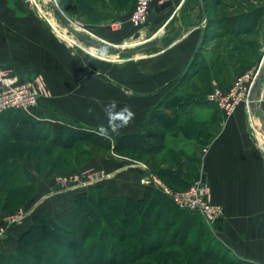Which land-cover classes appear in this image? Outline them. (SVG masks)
Masks as SVG:
<instances>
[{"label": "rangeland", "instance_id": "1", "mask_svg": "<svg viewBox=\"0 0 264 264\" xmlns=\"http://www.w3.org/2000/svg\"><path fill=\"white\" fill-rule=\"evenodd\" d=\"M30 2L34 8L32 9V12H34V10L38 12L39 19L42 21L43 18V22L46 29H49L51 32L50 36L44 34L41 37L34 39L39 40L40 44L41 42H44V46L46 48L54 47V48L71 49L69 50V52L65 51V53L60 51L61 53L60 56L63 61L50 63L49 65H51V68L47 67L45 71L49 70L55 73L54 74L52 72L51 74L52 76L50 78H53V81L57 83V86H60L62 83H64L66 86L65 88L66 92L70 91L75 94H81V97L74 98V101H70L71 99H69V97L61 100L59 98L57 101L50 100L47 94L51 93V89L48 85V80L45 78L44 74H42L44 68L39 66L37 63H33V61H31V63L28 65L27 63L28 60L26 59L28 57L25 55V50L26 49L28 50L29 48H25L24 46L18 45L17 48H14L16 52L17 50H19L17 52L18 54H16L14 58L16 63L10 62V65L8 63L4 67L0 66V68L14 70L17 73H19L22 77L27 79H32L33 81L39 83L42 86L44 91L39 96L38 104L36 107H38L40 102L43 101L46 104L52 105V108L56 110L64 109V111L72 115L82 117L83 119H85L83 121H91L93 124L97 125V128L88 126L87 122L85 124V122L81 123L78 120L72 119V121L68 123L69 126H76V127L79 126L77 131L74 130L72 132L70 131V127H67V129L61 127L62 123L60 121H52L49 119L41 120V122H45L42 123L41 125L44 126V128L40 127V130L43 131L40 132L37 130L36 134L41 135L40 138L42 136L45 137L44 135H48V139L41 138L40 141L36 143H31L30 147L32 149L40 148L39 151L43 150V148L49 149L50 148L49 143L58 144V142L68 143V145L70 144L69 145L70 147L65 146V147H58L56 149H52L50 151L49 156L42 157L39 160L34 159L35 156H39V155L35 154L34 156L33 155L34 153L30 152L31 151L30 148L29 150H27L28 152L25 151L23 156L16 157L18 158L17 160L18 164H20L17 165L16 168H12V167L4 168L5 165L3 166V164L11 162V159L9 158H11L10 156L12 155L11 153H8L5 149L0 148V172L2 171V173L3 172L6 173V177H8L7 179H9L11 182H14L13 184L23 185V186L26 185L32 188V190L34 189L31 194L22 197L24 199L22 203L18 204L17 202L12 201L11 204H9L7 207L3 206L5 192L0 191V229L6 226V230L4 233L5 237L4 236L0 237V261L6 259L4 264H21L20 260L14 258L17 247L19 245L18 238H20L25 232L30 230L33 217L35 215H38L40 213L50 212L52 216L57 217L64 212L70 211L71 207L72 209L74 207V204L65 205L64 207L59 205L58 204L59 201L63 202L64 204L66 201L65 199H63V197L57 195V199L55 200L52 199L48 201L47 199L45 202H42L40 209L31 218V211H30L31 207L29 201L34 197L36 193H38L39 184H37V179L40 182L43 181L42 178H44V180L52 178L57 182V187H59V189L61 188L73 189L74 188L73 185H75V189L77 188V190L83 192L90 191V189L94 185L100 183L105 185L104 191L106 192L107 185L105 181L110 178L105 177L103 175L106 174L115 175L119 170L118 166L121 167V165L123 166L125 164L126 166L135 167L137 168V170L141 171V173L143 174H141L140 183L143 186H148L153 188L154 191L150 196H136V197L124 196V195L121 196L134 197V198H152L153 196L155 195L158 196V194L162 193V192L161 193L155 192L156 188L153 185H146L145 183L143 184L141 181L144 177L148 175L149 172L166 181V179L161 177L158 173L150 170L148 164V162H151V165L153 164V162L160 163L162 160L161 157L163 156L164 153L167 152L166 149H162L161 152L154 155L157 158L156 160L155 159L154 161L148 160L149 154L142 153L140 147L136 149L131 147L129 148L125 147L127 145V143L125 142L126 139L119 142V144L123 145L121 146V148H116L114 146L115 145L114 140L109 138H102L99 135H97V129L101 124L107 126V117L104 112V107L110 101L115 100L118 102L117 110H119V108H122L123 106H129L131 110L135 113L134 120L125 128L132 129L134 126H139V127L142 126L143 128H145V131L143 132H146L151 128L155 129V131L157 132L162 131V134H164L167 140L174 139L175 144L179 146H183L187 150L190 149V146H188L189 144L187 142L191 141L190 140L191 138H189L191 137L190 133H189V137L187 136L188 134H183L181 132L166 133V129L168 128L171 129L175 126H180L181 125L180 121L182 120V118L180 114L177 116L174 115V117H170L169 119L165 115H161L158 109L161 107L162 103L165 102L162 101L158 104V106L157 105L153 106L155 112L157 113L150 112L152 108L151 107L152 103H150V99H148L147 96L149 95L150 89L153 88L155 85L149 86L150 81H147L143 78L141 79V82L144 83L146 81L148 85L145 87L138 86L136 90L139 91L134 90V87L136 88L133 82L135 74L139 70H141L142 65L146 66L150 63L149 56L155 51H147L135 55H124L115 52L112 49H109V50H104L103 53L99 54L98 49L83 44L78 39V37H76V35L73 34L69 28H67V26L64 24V22H62L59 15L55 11L51 0H31ZM58 2L62 7V9L65 11V13L71 19H73V21H77V22L79 21L82 24V25L79 24L73 25L75 29L83 32L87 36H91L97 39H103L106 40L107 42L120 45L123 48H136L137 46L142 44L141 42L145 40L146 41L157 40L163 38L164 34L166 35L167 30L165 28V25L168 23V21L165 23V25L162 24L161 26H158L157 24L152 22L154 21L152 20L151 23H149L148 21L139 28L131 24L129 18L133 10L134 4L136 3V0H133L132 3H130L127 8L120 7L118 8V10H114L113 12H116V14H114L113 17H109V15L111 14L109 10H112V7L108 5L104 7V9L107 10L105 11L106 13L96 18L93 16H89V15L83 16L80 14H75V16H72L70 12L71 9L73 10L75 8L76 4L73 3V1H65L64 4H61V0H58ZM218 2H220L218 5L213 4L211 2L207 4L208 5L207 13L209 16L208 20H211L213 23V25H210L212 28L207 30L206 36L208 39L204 43L205 47H203L204 51H207L206 48H211V51L207 53L205 59V63H207V65L204 67L203 72L201 74H198L194 79L195 81L194 87L193 85H189L190 87H187L186 85L181 87L180 86L181 83H179V86L176 87L178 90H176V92L174 93L175 95L173 97H171L170 95L171 98L169 100L171 102L169 103V106L172 107V109L177 110L178 113L179 112L181 113L182 110L184 111L185 110L184 107L186 106V104L189 103L187 100H185V96L188 95L189 93L195 92V94L198 95V98L195 99L196 101L204 98L205 102L212 103L207 99V96L210 94V92H213L215 88H220L223 92H228L232 87H234L237 80L240 77L244 76L247 72L253 71V74H256L259 68L258 69H255L256 67L251 68V65L249 64H242L238 67V69L235 68V63H234L235 60H230V55H232V52L235 53L236 48L246 50L247 53H245V56L254 57L255 60H257V62L260 60L262 62L264 61V56H261V49L264 48V36H262L261 26L258 27L257 30L255 29L253 30V28H249L246 30V28L249 26V23H247L246 21H244V19L241 18L238 22H236V15L240 14V12H242L243 10L245 11V9H253L255 15H257L258 13L260 14L261 11L263 10L262 6L264 1L263 0H219ZM232 3L237 4V6H240V8L239 7L237 9L231 8L229 4L231 5ZM219 17L228 21L226 22L228 24L225 26L224 21L219 22ZM261 23L262 20L260 24ZM126 29H127L126 37L121 36L123 31ZM39 32H41V30H39ZM216 32L223 34V36L217 38L212 37L213 33ZM137 34H140L138 38H136ZM6 39L12 42L14 45L13 38H6ZM253 41H254V45L249 46L248 43L252 44ZM161 49L162 48H159L158 50ZM20 51L22 53H19ZM239 51L237 52L238 55H239ZM28 53L29 56H31L32 58L33 53L31 48L29 49ZM35 55L36 54H34V56ZM99 55H104V59H98L97 56ZM214 56L216 57L222 56L224 59H226V61L220 62L219 60H217L215 62V60L212 59ZM41 58H42L41 62H44L43 59L44 60L47 59L44 53L41 54ZM237 58L239 57L237 56ZM209 62H212L213 66L216 65L219 66V63L220 65L223 63L224 67L222 66L223 70L220 74H217L215 73V70H212V72L210 73L211 77H213L212 81H210V83H205L206 73H208L207 66ZM234 71L236 73L235 75H233ZM63 72H65L64 73L65 76L62 74ZM144 75H147V73L141 74V76L143 77ZM228 75H232V76L230 78L228 77L227 80L226 78ZM223 79L226 80L223 81ZM250 81L251 80H249V83ZM56 91L60 92L59 90ZM144 93H146L147 95L146 94L144 95ZM242 104H240L234 110V112ZM191 107L197 108L198 105L193 104ZM89 109H92L91 114L89 113ZM16 112L21 113V111L18 110ZM14 113H5L4 115L5 122H2V124H0V138H4L2 137L3 132H7V134H10V137L14 136L15 134L16 135L21 134L22 131H20V129L18 128L20 127V124L23 125L28 124L31 126L32 124H35L32 121L29 120L25 121L22 118H18V116H15ZM46 116L48 118H52L48 115ZM163 121L166 122L167 124L166 126L168 128L167 127L159 128L161 127V125L159 124H161V122ZM175 121H177V125L174 124ZM12 123L15 124L11 125ZM16 124L18 125V127L17 126L14 127ZM249 124L252 132L256 134L257 130L255 128L254 122L250 120ZM200 128L202 127H197L193 131H197ZM208 128L212 129V127L207 126L205 130H208ZM52 129L55 131H52ZM62 129H65L67 131L63 132ZM260 132H261L260 136L264 137V133L261 129ZM85 136L87 139H83ZM112 136H114V138L115 137L118 138L113 134ZM159 137H160L159 135L154 137V135L152 134V136H150L149 138L147 137L148 139H145L141 142L135 139L127 140V142L140 144V146L144 147V149L152 148L153 146L155 148L163 144L162 138L161 141L159 142L158 140ZM8 138L9 137H6L4 141H7ZM206 141L207 139L202 142L206 143ZM42 143H44V145ZM4 148L7 149V147ZM59 155H60V159L58 160V162H55L57 161V156ZM106 156H114L116 159H118L120 163L114 165L115 169H113L114 167L108 168L106 167V165H102V162H108L107 159L105 158ZM25 162H28L30 164H28L27 166ZM52 162H54V164H52ZM35 164H39V166H36ZM31 179L33 180L32 181L33 183H30ZM83 180H85V182L88 181V183L80 184ZM197 181H201V179ZM184 183L185 181H182V185ZM2 184H4V182L0 181V187L2 186ZM79 185H83V186H79ZM172 187L174 188V186ZM189 187L190 186H188L187 188ZM187 188H181V189L174 188V189L186 190ZM80 193H77L75 199ZM162 196H164L163 193ZM45 198L46 197H43L42 201ZM163 202L167 203L165 200ZM159 204H162L161 201H159ZM28 212H29L28 217L23 224L22 223L9 224L10 216L13 215L19 216V215H23V213H28ZM154 212L156 213L155 210H153V213ZM194 212L195 213H193V211L190 212V211L173 208L168 217L174 223L172 229H174V227L176 228V226H178L179 224H182L181 227L183 226V228L191 227V230L186 229L184 231L186 234L189 232V234H187L189 235V239H188L189 242L194 243L198 238V240L201 242L200 246L202 247V250H205L206 248L207 249L206 252H210L213 255L214 254L218 255L217 264H243V263L255 264L243 259H239L238 256L232 253V251L229 250L226 246L220 244L219 240L215 235V229L218 227L217 226L218 221H215L214 223H209L206 217H204L202 214L199 213V215H201L199 216L198 214H196V211ZM51 215H49V217ZM117 224H118V229H121L122 226L119 223ZM127 226H128L127 227L128 230L135 229V225H127ZM160 230H155L154 233L158 234L159 236L163 235L164 231H160ZM155 236L156 235L151 236L149 238L148 236L145 237L148 238V240L156 241L158 239ZM185 236L186 235H184V237ZM109 240L110 239H107L108 242H110ZM128 242H131L134 245L136 239H129ZM62 248L64 249V247ZM131 248L132 246H129L128 250H131ZM29 249L34 250V247H29ZM106 250H107L106 252L109 253V255L112 253L110 247H107ZM36 252H38V250ZM127 253L129 255L130 251H128ZM189 256L191 255L189 254ZM51 257L52 256L50 254H45V255L35 254L31 257L30 264H46L47 261H49L50 264L70 263L69 258L67 259V261H65L64 259L65 257L67 258L66 254H62L61 258H56L55 260H53ZM60 259H62L63 261ZM94 260L95 259H89L88 261L85 262L86 264H88ZM173 260L177 262L175 264H186L185 262H180V260L183 261V257L174 258ZM106 261L107 259H105L103 262ZM94 263L97 264V261L95 260ZM71 264H74V261H71ZM192 264H194V262Z\"/></svg>", "mask_w": 264, "mask_h": 264}, {"label": "crops", "instance_id": "2", "mask_svg": "<svg viewBox=\"0 0 264 264\" xmlns=\"http://www.w3.org/2000/svg\"><path fill=\"white\" fill-rule=\"evenodd\" d=\"M30 1L0 0V66L4 67L8 63L10 65V62L16 63L14 58L19 50L16 52L14 48H17L18 45L31 48L32 58L29 56V49L25 50V55L28 57L26 58L27 63L29 65L33 61V63H37L44 68L42 74L48 80L51 89V93L47 94L50 100L57 101L59 98L61 100L69 97L70 101H74V98L81 97V94L66 92L64 83L57 86L53 78H50L53 71H45L47 67L51 68L50 63L63 61L60 51L65 53V51L69 52L71 49L46 48L44 42L40 44L39 40L34 39L44 34L50 36L51 32L46 29L43 18L42 21L39 19L38 12L35 10L32 12L34 8ZM206 3L205 0H174L172 7L167 8L155 17L152 22L158 26L165 25L168 21L165 25L166 35L164 34L163 38L160 39L163 41L164 47L150 54V63L146 66L142 65L141 70L135 74L133 82L136 88L134 87V90L139 91L136 90L138 86L145 87L148 85L146 81L142 83L141 79L144 78L150 81L149 86L155 85L150 89L147 96L150 103H152L151 107L158 106L163 101L166 104L162 103L158 109L161 115H165L168 119L174 117V115H181V125L171 129L166 126L168 128L166 133L181 132L188 134V137L190 133L191 137L189 138H191V141L187 142L190 149L187 150L185 147L175 144L174 139H166L167 145L182 150L187 156H197L201 178L205 174V187L210 197L225 207V216L217 222L218 227L215 229V235L220 244L226 246L239 259L255 264H264V137L260 136L261 132L256 120H254V125L257 128L256 134L250 128L249 121L251 117L248 102L243 103L233 114H226L215 104H212L213 102H205L204 98L196 101L198 95L192 92L185 96V100L189 103L186 104L185 110H182L181 113L169 106L171 102L169 99L175 95L179 83H181V87L185 85L187 87L193 85L194 87V79L199 74L194 71L196 68L200 69L201 64H204L202 69L207 65L205 59L211 48H206L207 51L203 50L204 43L207 41L206 30L209 22ZM159 4L160 2L155 0L153 9ZM261 29L262 36H264V14ZM184 32H187V34L181 40L170 45ZM126 33L127 29L123 31L121 36L126 37ZM6 38H13L14 45ZM238 51L239 55L237 54ZM245 51L238 48L235 53L232 52V55H230V60H235V68L242 64H249L251 68L256 67L255 69H258L264 61L260 60V63L254 57H244L242 54ZM42 53L47 57V59H43L44 62H41ZM34 54L36 55L34 56ZM261 56H264V48L261 49ZM212 59L215 62L217 60L220 62L226 61L222 56H214ZM209 65L213 70L215 69L212 62H209ZM64 73L62 74L64 75ZM142 73H147V75L143 77L141 76ZM259 99L260 114L264 118V82L259 93ZM193 104H197L198 107L192 108ZM35 108L29 112L21 111V114L32 116L40 122L49 119L68 124L74 119L81 123L85 122V124L87 122L88 126L97 128V125L91 121H83L85 119L82 117L72 115L64 109L56 110L52 108V105L43 101ZM152 108L150 112L157 113ZM46 115L52 118H48ZM184 122H188V125ZM207 126L212 127V129L205 130ZM197 127L202 128L193 131ZM143 131H145V128L142 126H134L132 129H120L113 135L118 137L128 133H142ZM206 139V143H203L202 141ZM105 158L108 162H102V165H106L108 168H113L115 164L120 163L114 156H106ZM25 164L28 166L30 163L25 162ZM118 169L113 177L105 181L107 185L106 192L109 195L135 197L152 195L154 189L140 183L141 174H143L141 171L125 164L121 167L118 166ZM42 179L43 181L40 182L37 179V184H39L38 193L29 201L31 218L40 209L41 203L47 199L48 201L55 200L59 195L66 202L64 204L59 201L58 204L64 207L65 205L74 204L77 193L83 192L77 190V188L75 189V187L73 189L60 187L61 189H59L54 179ZM43 197L46 198L42 201Z\"/></svg>", "mask_w": 264, "mask_h": 264}, {"label": "trees", "instance_id": "3", "mask_svg": "<svg viewBox=\"0 0 264 264\" xmlns=\"http://www.w3.org/2000/svg\"><path fill=\"white\" fill-rule=\"evenodd\" d=\"M65 1H73V3L76 4L75 8L73 10L71 9L70 13L72 16L80 14L96 18L106 13L105 11L107 10H105L104 7L108 5L112 7V10H109L111 13L109 17H113L114 14H116V12H113L114 10H118L120 7L127 8L133 0H61V4H64ZM205 1L207 2L206 12H208L207 4L209 2L216 5L220 3L218 2L219 0ZM229 6L233 9L240 8V6H237V4L234 3L231 5L229 4ZM262 9L261 13H258L257 15H255L253 9H245V11L243 10L240 14L236 15V22H238L240 18L244 19V21L249 23L250 26H246V30L249 28L257 30L258 27L261 26L260 22L264 14V6H262ZM220 21H224L225 26L228 24L226 23L228 21L219 17V22ZM210 25H213L211 20L208 22L207 30L212 28ZM219 34V32L213 33L212 37L217 38L223 36V34ZM248 44L249 46H252L254 45V41L252 44ZM236 49L238 50V48ZM245 53H247V51H245ZM245 53L242 54L244 57ZM203 66L204 64H201L200 69L196 68L194 72L201 74L203 72ZM222 66L224 67L223 63L221 65L219 63V66H214L215 73L220 74L223 70ZM207 68L208 73H206L205 83H210L213 78L210 75L213 68H211L210 65L207 66ZM235 74L234 71L233 75ZM231 76L232 75H228L226 79L228 80V77L230 78ZM226 79H223V81ZM5 113H14L18 118L35 123L32 124V126L28 124H20V127L16 124L14 127L17 126L20 131H22L21 134L18 135L15 134L10 137V134H7V132L2 133V137L4 138H0V148L5 149L12 155L10 156L11 158H9L11 159V162L5 163L3 166L5 165L4 168H16L17 165H20L18 164V158L16 157L23 156L25 151L31 148V143H36L40 141L41 138L48 139V135H44L45 137L42 136L40 138L41 135L36 134V131H43L40 130V127L44 128V126H41L42 123L32 116L21 114L15 110H9L2 113L0 115V124L5 122ZM163 122L159 124L161 125L159 128L166 127V122ZM184 123L188 125V122ZM13 124L15 123H12L11 125ZM174 124L177 125V121H175ZM61 127L65 129L70 127V131L72 132L74 130L77 131L79 128V126H69V124H62ZM65 129H62V131H67ZM52 131L55 130L52 129ZM152 134L154 137L159 135L160 137L158 140L160 142L162 138L163 144L155 148L153 146L152 148L144 149L140 144L127 142V140L131 139L139 140V142H141L148 139ZM6 137L9 138L7 141H4ZM83 139H87L86 136ZM109 139L115 141L114 146L116 148H121L123 145L119 144V142L126 139L125 142L127 145L124 144L126 145L125 147H131L134 149L140 147L142 153L149 154L148 160L153 161L154 159H157L154 155L161 152L162 149H166L167 152L161 157L162 160L160 163L153 162L151 165V162H148V164L150 170L165 178L170 185L174 186V188H187L195 181L201 179L197 156H187L182 150L168 147L167 140L164 134H162V131L157 132L155 129L151 128L146 132L128 133L120 135L118 138H114V136L111 135ZM42 144L44 145V143ZM49 145V149L43 148V150L40 151V148H31L30 152L34 153V156L35 154L39 155L35 156L34 159L39 160L42 157L49 156L52 149L65 146L70 147V144L68 145V143L59 142L58 144L49 143ZM4 147H7V149ZM59 159L60 155L57 156V161L55 162H58ZM52 164H54V162H52ZM35 165L39 166V164ZM7 178L6 173H2L1 171L0 181H3L4 184L0 187V191L5 192L4 207H7L12 201L17 202L18 204L22 203L24 200L22 197L31 194L34 190L26 185H15L13 184L14 182H11ZM32 181L33 180L31 179L30 183H33ZM182 181H185L184 184L187 185H182ZM104 188L105 185L99 183L94 185L90 191L78 194L74 201L73 209L62 213L57 217L52 216L50 212L35 215L30 230L18 238L19 245L14 258L20 260L21 264H30V259L35 254H50L53 260L61 258L62 254H66L67 258H64L65 261H67L68 258L70 259V263L66 262L67 264H71V261H74V264H86L85 261H88L89 259H95L97 264H175L177 262L173 259L178 257H183V261L180 260V262H185L186 264H192L193 262L194 264L218 263V255L206 252V248L205 250H202V247L200 246L201 242L198 238L194 243L189 242V235H187L189 232L186 234L184 231L186 229L191 230V227L183 228V226L181 227L182 224H179L176 228L174 227V229H172L174 223L168 217L173 208L190 212L192 210L182 209L169 197L165 195L162 196L161 191L158 189L155 191L161 193L158 194V196L155 195L152 198H134L111 196L104 191ZM162 197L168 204L163 202L164 200ZM159 201H161L162 204H159ZM153 210H155L156 213H153ZM193 213L195 212L193 211ZM196 214L199 215V212H196ZM49 215L51 216L49 217ZM117 223L122 226L121 229H118ZM127 225H135V229L128 230ZM155 230L164 231V234L159 236L154 233ZM154 235H156L155 237L158 240H148L149 237ZM184 235L186 236L184 237ZM145 236H148V238ZM107 239H110V242H108ZM129 239H136L134 245L131 242H128ZM129 246H132L131 250H128ZM29 247H34V250L29 249ZM62 247H64V249ZM107 247L111 248L112 253L110 255L106 252ZM37 250L38 252H36ZM128 251H130L129 255L127 253ZM189 254L191 256H189ZM105 259H107V261L103 262ZM95 260L88 264H95ZM5 261L6 259H3L0 261V264H4ZM46 264H50V262L47 261Z\"/></svg>", "mask_w": 264, "mask_h": 264}, {"label": "built area", "instance_id": "4", "mask_svg": "<svg viewBox=\"0 0 264 264\" xmlns=\"http://www.w3.org/2000/svg\"><path fill=\"white\" fill-rule=\"evenodd\" d=\"M154 1L155 0H136L129 18L132 25L139 28L148 22L149 16L153 11ZM158 1L163 3L165 0ZM76 23L82 25L79 21H76ZM256 74H253V71L247 72L237 80L234 87L228 92H223L220 88H215V90L210 92L207 96V99L225 113H233L240 104L248 102V95ZM249 80H251L250 83ZM43 91L42 86L32 79L22 77L14 70L0 68V115L9 110L31 111L37 106L38 98ZM251 120L254 122L253 119ZM103 176L111 178L113 175L106 174ZM141 182L146 185H153L182 209L199 212L206 217L209 223L219 221L225 216V207L209 196L205 184L201 181L191 184L186 190H176L162 178L149 172ZM84 183H88V181L85 182V180H83L80 184ZM73 187H75V185H73ZM28 214L29 212L19 216H10L9 224H23ZM5 230L6 226L0 229V237H5Z\"/></svg>", "mask_w": 264, "mask_h": 264}, {"label": "water", "instance_id": "5", "mask_svg": "<svg viewBox=\"0 0 264 264\" xmlns=\"http://www.w3.org/2000/svg\"><path fill=\"white\" fill-rule=\"evenodd\" d=\"M53 7L57 14L59 15L60 19L64 24L71 30L73 34L78 37V39L85 44L86 46H91L99 50V54L103 53L104 50H109L112 49L115 52H118L120 54L124 55H135L138 53L142 52H147V51H158L159 48H163V41L160 39L157 40H145L141 42L139 46L136 48H123L120 45L114 44L107 42L106 40L103 39H97L93 38L91 36L85 35L83 32L78 31L75 29L73 25L77 24L76 21H73L62 9L60 6L58 0H51ZM174 4V0H165L163 3L159 4L154 8V10L151 12L148 21H152L155 19V17L166 10L167 8L172 7ZM187 32L181 33L174 41L171 42L170 45L175 44L177 41L181 40ZM140 34L136 35V38H138ZM264 82V63L261 64L258 73L255 76V79L253 81V84L251 86L249 95H248V106H249V112H250V117L253 120H256L258 123V127L263 131L264 133V118L260 114L259 110V105H260V99H259V93L262 88ZM256 128V127H255ZM257 129V128H256ZM202 183H206V176L205 174L202 175L201 178Z\"/></svg>", "mask_w": 264, "mask_h": 264}, {"label": "clouds", "instance_id": "6", "mask_svg": "<svg viewBox=\"0 0 264 264\" xmlns=\"http://www.w3.org/2000/svg\"><path fill=\"white\" fill-rule=\"evenodd\" d=\"M98 59H104V55L97 56ZM98 102V101H97ZM118 109V102L110 101L105 107L104 112L107 117V126L101 124L97 129V135L102 138H109L113 133L127 127L135 118V113L129 106ZM92 109H89L91 114Z\"/></svg>", "mask_w": 264, "mask_h": 264}, {"label": "bare ground", "instance_id": "7", "mask_svg": "<svg viewBox=\"0 0 264 264\" xmlns=\"http://www.w3.org/2000/svg\"><path fill=\"white\" fill-rule=\"evenodd\" d=\"M77 30V29H76Z\"/></svg>", "mask_w": 264, "mask_h": 264}]
</instances>
